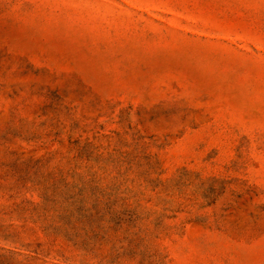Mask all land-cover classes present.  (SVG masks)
<instances>
[{"label": "rangeland", "instance_id": "374dc122", "mask_svg": "<svg viewBox=\"0 0 264 264\" xmlns=\"http://www.w3.org/2000/svg\"><path fill=\"white\" fill-rule=\"evenodd\" d=\"M0 264H264V0H0Z\"/></svg>", "mask_w": 264, "mask_h": 264}]
</instances>
